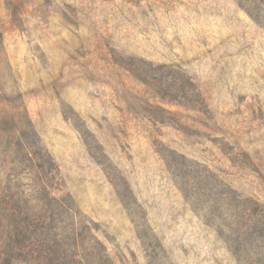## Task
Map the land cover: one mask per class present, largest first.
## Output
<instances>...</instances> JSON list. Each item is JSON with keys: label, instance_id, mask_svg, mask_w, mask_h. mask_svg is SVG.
I'll list each match as a JSON object with an SVG mask.
<instances>
[{"label": "rangeland", "instance_id": "374dc122", "mask_svg": "<svg viewBox=\"0 0 264 264\" xmlns=\"http://www.w3.org/2000/svg\"><path fill=\"white\" fill-rule=\"evenodd\" d=\"M0 264H264V0H0Z\"/></svg>", "mask_w": 264, "mask_h": 264}, {"label": "trees", "instance_id": "16d2710c", "mask_svg": "<svg viewBox=\"0 0 264 264\" xmlns=\"http://www.w3.org/2000/svg\"><path fill=\"white\" fill-rule=\"evenodd\" d=\"M22 136H23V139L25 140L26 139V135H25V133H22ZM21 138L19 137L18 139H17V142L21 145ZM23 142V141H22ZM27 144H25V146L23 147L25 150H26V152H29L31 149V147L34 145L35 146V144H33V143H35V141H33L32 143L31 142H26ZM26 145H29L28 147L26 146ZM41 168V167H40ZM42 172H43V170H42ZM44 173V172H43ZM26 236H27V238L29 239V237H30V234H26ZM31 246V247H30ZM30 248H33V245H31V243H29V244H23V249H25V251L27 252V251H29L30 250Z\"/></svg>", "mask_w": 264, "mask_h": 264}]
</instances>
